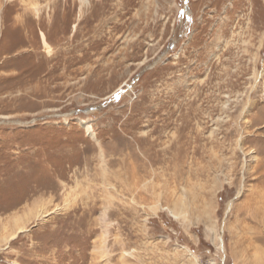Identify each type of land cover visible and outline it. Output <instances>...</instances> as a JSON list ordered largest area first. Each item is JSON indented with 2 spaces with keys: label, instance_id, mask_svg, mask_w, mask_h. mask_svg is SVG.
<instances>
[{
  "label": "rangeland",
  "instance_id": "rangeland-1",
  "mask_svg": "<svg viewBox=\"0 0 264 264\" xmlns=\"http://www.w3.org/2000/svg\"><path fill=\"white\" fill-rule=\"evenodd\" d=\"M0 264H264V0H0Z\"/></svg>",
  "mask_w": 264,
  "mask_h": 264
},
{
  "label": "bare ground",
  "instance_id": "bare-ground-1",
  "mask_svg": "<svg viewBox=\"0 0 264 264\" xmlns=\"http://www.w3.org/2000/svg\"><path fill=\"white\" fill-rule=\"evenodd\" d=\"M32 3H33V2H32ZM33 4L35 5V4H37V3L34 2ZM37 5H38V4H37ZM35 11H38V9H37L36 6H35ZM41 36H42V38H44V35H43V34H41ZM175 216H176V215H175ZM18 231H21V229L18 230ZM15 233H16V232H15ZM15 233H14V234L12 233V235H10V237H12V236L14 237Z\"/></svg>",
  "mask_w": 264,
  "mask_h": 264
}]
</instances>
